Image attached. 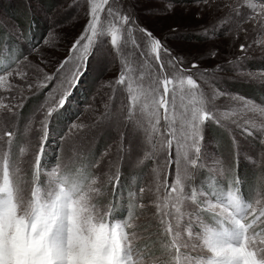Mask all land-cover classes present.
Returning a JSON list of instances; mask_svg holds the SVG:
<instances>
[{
    "label": "snow or ice",
    "instance_id": "obj_1",
    "mask_svg": "<svg viewBox=\"0 0 264 264\" xmlns=\"http://www.w3.org/2000/svg\"><path fill=\"white\" fill-rule=\"evenodd\" d=\"M0 264H264V0L0 7Z\"/></svg>",
    "mask_w": 264,
    "mask_h": 264
},
{
    "label": "rangeland",
    "instance_id": "obj_2",
    "mask_svg": "<svg viewBox=\"0 0 264 264\" xmlns=\"http://www.w3.org/2000/svg\"><path fill=\"white\" fill-rule=\"evenodd\" d=\"M15 0H0V7H2L5 11H9L11 7L14 5ZM241 93L247 92L249 95H255L259 97L258 92H253L249 88H241L239 89ZM77 99L83 104L85 102V96L83 91L77 95ZM91 110H86L85 115L81 117L83 120H87L89 118V112ZM207 139L210 142L211 146L216 147V141L219 140L224 146L227 145V133L224 129H219L218 126H213L212 128L208 129L207 132ZM53 155L52 151L49 150L48 156L51 157ZM258 166V165H257ZM242 168L244 165L241 166Z\"/></svg>",
    "mask_w": 264,
    "mask_h": 264
}]
</instances>
